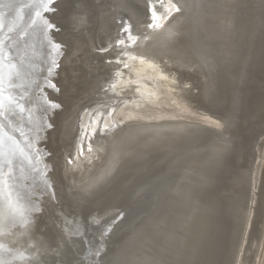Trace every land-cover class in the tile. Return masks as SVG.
Masks as SVG:
<instances>
[{
	"label": "bare ground",
	"instance_id": "obj_1",
	"mask_svg": "<svg viewBox=\"0 0 264 264\" xmlns=\"http://www.w3.org/2000/svg\"><path fill=\"white\" fill-rule=\"evenodd\" d=\"M2 3L0 125L29 159L23 172L19 159L11 169L0 159V259L247 263L254 210L242 206L257 199L243 191L264 120V0ZM120 12L128 20L116 39ZM98 41L109 53L89 63L83 49ZM10 64L19 69L11 77ZM162 96L190 99L212 119L153 120ZM10 191L23 217L9 215Z\"/></svg>",
	"mask_w": 264,
	"mask_h": 264
},
{
	"label": "rangeland",
	"instance_id": "obj_2",
	"mask_svg": "<svg viewBox=\"0 0 264 264\" xmlns=\"http://www.w3.org/2000/svg\"><path fill=\"white\" fill-rule=\"evenodd\" d=\"M126 19L128 20V16L125 15V12L117 13V14H115V17H113L115 24L120 28V30L118 31V34L114 35V36H116V39L118 36H120V38L122 37L124 32L122 31L123 30V24H121V23L122 22L124 23ZM120 38L118 39L119 41H120ZM118 40L116 43L114 41V43L117 47L118 46L120 47L121 43H118ZM261 43L264 44V40ZM82 45H83V42H82ZM103 45L105 47H107L104 43H101V41H98L95 46H90L87 44V46L83 49L84 53L86 54L85 58H87V62L90 63L91 61H96L95 58L97 57V55H96L97 53L102 54V55L109 53L110 48H107L105 50L100 48ZM88 50H90V51H88ZM89 52H92V55H89L88 54ZM103 57H106V56H103ZM85 61H86V59H85ZM99 98H102V97L99 96ZM160 99L162 100L161 106L154 108V109H151V111L148 112V115L151 116V119H153V120H155L154 117H156L157 115L162 114V113H166V117L170 118V119L174 118V120H179V121H184V122H192V123L195 122V123L201 124V125H204L205 124L204 122H206V120L212 119L210 117L206 118L205 116H206L207 112H202L201 111L202 109H200L198 107V105H196L195 102L191 101L190 99H187L186 101L187 102L190 101V103L192 104L193 107H189L188 105H186L185 104L186 102L183 100L179 101V102L173 101V102H169L167 104V103H165L166 98L164 96H162ZM83 100L85 101V104L87 106L93 105L92 104L94 102L93 99L86 98V100H85V98H83ZM180 103H184L186 105V107L183 108L180 105ZM101 106H102V104L98 105V107H101ZM103 107L108 108L106 105H104ZM196 108H199V109H196ZM115 111H116V109L114 110V112ZM80 115H81V113H80ZM77 116H78V114H77ZM216 117H219V116L216 115ZM216 117L213 116L214 119ZM106 120L109 122L110 117H107ZM252 122L253 121H251V120L249 121L251 126H253L251 124ZM262 123H263V125L261 127V133L258 135V138L256 140L257 142L255 143L254 147L251 150V154H252V157L250 158L251 162L248 163L252 167L251 170L249 172H247V175L249 177H248V179H246L245 185H247L248 188L244 189V191H243L244 193H246V194L248 193L250 195L255 193L257 196L255 203H251L249 198L246 199V197L244 196L245 201L243 202V206H242L246 210H249V208H251V207H252V211L254 210L253 215L251 217V220H252L251 222L253 223L252 229L250 227L251 230L249 229V231L247 233L248 236H246V239L244 242V247L242 249L243 250L242 251L243 257L241 256V258L244 259V261L242 263L247 262L245 264H264V120ZM244 135H245V137H247V139L249 138V136H247L246 134H244ZM236 162L238 163L237 158H235V160H234V163H233L234 166H236L235 165ZM255 163H256V165H255ZM233 171H235V170H233ZM256 171H257V173H256ZM251 178H252V180H251ZM257 180H260V181H257ZM221 202H224V200H221Z\"/></svg>",
	"mask_w": 264,
	"mask_h": 264
},
{
	"label": "snow or ice",
	"instance_id": "obj_3",
	"mask_svg": "<svg viewBox=\"0 0 264 264\" xmlns=\"http://www.w3.org/2000/svg\"><path fill=\"white\" fill-rule=\"evenodd\" d=\"M36 8L42 7L41 3H37L33 5ZM0 7H5V5L2 3V0H0ZM8 7H12V5H8ZM23 5L16 7V20L19 21L22 19V12H23ZM4 27V13L0 12V30H2ZM15 27V25H13ZM0 68H2V57H0ZM15 72L16 74L19 73V69H17L14 65H9V76ZM3 77L2 74H0V109L3 108ZM9 103L11 104V97H9ZM2 111H0V115H2ZM3 125H0V159H6L9 168L11 169L13 162L15 159H19L21 162V168L20 171L23 172V164L24 162L28 161V156L25 153L24 149L20 147V143L13 137V136H7L5 137L2 133ZM8 179L12 180L13 183L16 181V176L12 174L10 171L8 174ZM5 173L3 171V166L0 165V197L3 196V187L5 184ZM22 197H20L19 193L16 194V199L13 200V193L10 191L7 196V208L9 210V215L11 217H15L16 215H19L23 217L25 209L22 204ZM0 264H7V262L3 259H0Z\"/></svg>",
	"mask_w": 264,
	"mask_h": 264
}]
</instances>
